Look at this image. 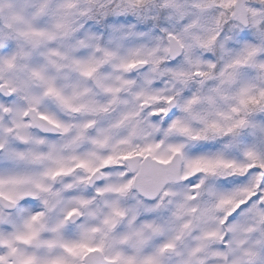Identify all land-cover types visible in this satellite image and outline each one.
Listing matches in <instances>:
<instances>
[{
	"label": "snow or ice",
	"instance_id": "obj_1",
	"mask_svg": "<svg viewBox=\"0 0 264 264\" xmlns=\"http://www.w3.org/2000/svg\"><path fill=\"white\" fill-rule=\"evenodd\" d=\"M0 264H264V0H0Z\"/></svg>",
	"mask_w": 264,
	"mask_h": 264
}]
</instances>
